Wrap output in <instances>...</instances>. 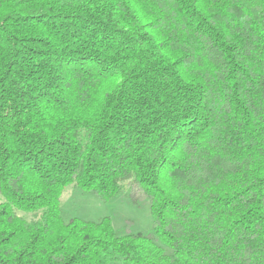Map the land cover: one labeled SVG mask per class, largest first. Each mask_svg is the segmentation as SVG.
I'll list each match as a JSON object with an SVG mask.
<instances>
[{
  "label": "trees",
  "instance_id": "1",
  "mask_svg": "<svg viewBox=\"0 0 264 264\" xmlns=\"http://www.w3.org/2000/svg\"><path fill=\"white\" fill-rule=\"evenodd\" d=\"M0 264H264V0H0Z\"/></svg>",
  "mask_w": 264,
  "mask_h": 264
},
{
  "label": "rangeland",
  "instance_id": "2",
  "mask_svg": "<svg viewBox=\"0 0 264 264\" xmlns=\"http://www.w3.org/2000/svg\"><path fill=\"white\" fill-rule=\"evenodd\" d=\"M17 214L26 220L32 218L31 214ZM60 215L64 221L80 219L98 222L103 218H109L118 236L152 234L151 218L147 205L143 203L133 205L122 194L115 196L107 203H103L94 195L81 193L69 186L61 195Z\"/></svg>",
  "mask_w": 264,
  "mask_h": 264
}]
</instances>
